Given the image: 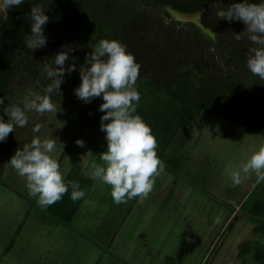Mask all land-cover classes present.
<instances>
[{
    "label": "rangeland",
    "instance_id": "rangeland-1",
    "mask_svg": "<svg viewBox=\"0 0 264 264\" xmlns=\"http://www.w3.org/2000/svg\"><path fill=\"white\" fill-rule=\"evenodd\" d=\"M50 1L42 0L43 9ZM146 8L141 6L139 10ZM153 12L165 22L173 21L160 8ZM2 18L4 14H0V21ZM29 92L40 94L13 78L6 108L20 104ZM52 102L54 112L27 113L28 124L15 128L0 143V264H11L12 260V264H77V257L82 256L70 251L66 231L80 233L88 244L101 221L118 209L111 186L91 179L92 163L103 162L94 156L82 158L88 151L98 156L106 150L105 134L100 131L103 113L98 111L103 100L76 101L88 121ZM3 119L7 121V116ZM194 120L168 146L156 140L165 170L155 177L147 197L128 200L130 221L115 249L133 264H264V229L259 230L255 223L264 222V181L258 183L255 174H242L241 183L233 185L229 175L231 168L264 146V135L205 112H197ZM37 124L41 128L34 133ZM34 136L57 140L52 155L60 164L65 182L78 178L86 193L76 217L68 224L56 221L51 211L41 208L36 198L29 196L25 178L7 164L14 152ZM78 139L85 142L83 148L75 143ZM176 159L178 169L172 166ZM164 208V213L154 214L155 209ZM11 240L12 250L5 256ZM84 242L80 247H85ZM83 256L86 259L82 264L90 263L93 257L92 253Z\"/></svg>",
    "mask_w": 264,
    "mask_h": 264
},
{
    "label": "trees",
    "instance_id": "trees-1",
    "mask_svg": "<svg viewBox=\"0 0 264 264\" xmlns=\"http://www.w3.org/2000/svg\"><path fill=\"white\" fill-rule=\"evenodd\" d=\"M157 2L160 1L51 0L44 9L49 17L44 26L47 43L34 51L25 43L30 34L28 14L34 4L42 6V0H26L9 10L0 21V98L4 101L0 117L7 107L13 78L45 94L51 81L42 74V64L50 63L58 52L70 47L74 51L69 56L75 57L77 71L65 75L61 96L54 93L51 99L88 121L77 108L73 89L80 84L79 67L86 54L99 40L106 39L119 40L140 64L137 88L141 99L137 114L165 146L186 124L195 121L197 112L230 120L264 135V80L247 69L251 43L246 37L236 41L233 35L243 31L245 25L225 21L215 30L214 40H210L191 23L178 26L175 21L165 22L153 12L159 8ZM141 6L147 8L140 11ZM201 7L175 9L192 13ZM69 63L65 62L66 68ZM172 166L178 169L177 159ZM66 194L48 208L65 224L69 219L66 200L71 201ZM255 223L259 230L264 229L263 222Z\"/></svg>",
    "mask_w": 264,
    "mask_h": 264
},
{
    "label": "clouds",
    "instance_id": "clouds-1",
    "mask_svg": "<svg viewBox=\"0 0 264 264\" xmlns=\"http://www.w3.org/2000/svg\"><path fill=\"white\" fill-rule=\"evenodd\" d=\"M25 2L0 0V14L7 15L9 10ZM217 4H223V0H217ZM45 12L38 4L30 9V34L25 41L29 50L46 46L44 26L49 17ZM216 16L229 23L239 21L245 25L239 34L233 33L234 39L240 41L246 37L251 43L246 60L247 69L264 80V0H230L227 7H218ZM91 49L86 54L84 64L79 67L80 84L73 89V94L84 103L102 98L103 103L99 105L98 111L103 113L100 131L105 134L106 150L98 156L88 151L82 158L94 156L103 162L92 163L91 179L111 186L110 194L114 203H125L136 197L143 199L153 190L155 177L164 172L165 166L158 157L157 141L150 126L137 114L141 99L137 80L140 78L141 66L119 40L102 39ZM72 51L74 49L70 47L65 48L50 63L42 64V74L51 81L44 89L45 94L29 92L20 104L4 110L7 121L0 117V143L5 142L15 128H23L28 124L27 113L43 115L56 110L52 95L61 96L60 86L65 82V75L77 71L75 57L69 56ZM66 61H70L67 68ZM3 103V98H0V105ZM40 128L41 125L37 124L33 132L38 133ZM75 143L81 148L85 146L83 140L78 139ZM56 148V139L42 140L34 136L30 143L18 148L7 162L18 176L25 178L29 196L35 197L41 208L61 200L69 187L72 189L70 199L73 202L86 195L78 181L65 182L60 164L52 155ZM242 174H255L258 183L264 181V146L229 170L233 185L241 183Z\"/></svg>",
    "mask_w": 264,
    "mask_h": 264
},
{
    "label": "crops",
    "instance_id": "crops-1",
    "mask_svg": "<svg viewBox=\"0 0 264 264\" xmlns=\"http://www.w3.org/2000/svg\"><path fill=\"white\" fill-rule=\"evenodd\" d=\"M81 173V172H79ZM77 180V179H76ZM71 187H69V194H66V197L68 195L71 194ZM68 198V197H67ZM85 198L81 199V200H77L73 203L72 200L70 201V203L68 202V200H66V215L69 216V219L66 220V224H68L69 222H71L77 215L78 213V208L80 206V204L83 202ZM153 202H157L156 199H153ZM68 202V203H67ZM128 202V201H127ZM126 203H121L116 205L114 203V206L116 208L119 209V213H116L115 210L118 209H113V211L109 214V218L106 220H102V224H99L98 228L94 230L93 233V239L90 238V242L87 244L86 242H84V240L82 239L80 233H71V230L68 229L69 231H66V236L69 235L70 239H72V241L67 240L66 243L69 246L70 251L74 254L77 255V251L81 254V258L78 259L77 257V264H82L80 263L81 261H85L86 257L83 255L88 256L90 253H92L93 257L90 263L88 264H133L132 262H130V260L128 258H123L118 251H116L115 249V245L118 242V238L124 234L126 231L125 228L127 227V223L130 221V210H131V204L127 205ZM159 205L160 202H158ZM165 205V204H164ZM60 206V205H59ZM49 207H47L48 209ZM254 206L252 207V210H249L250 212L253 211ZM165 212V208L164 211L163 209H158V210H154V214L157 216V214L159 213L162 214ZM247 214H249L248 212H246ZM54 215V214H53ZM252 215V214H250ZM55 216V220L58 222H61L60 220L57 219L56 215ZM227 221H229V219H227ZM262 222V221H261ZM264 223V222H263ZM55 224H57L55 222ZM65 224V223H63ZM134 226V225H133ZM133 226H131L133 228ZM128 231V230H127ZM83 241L85 244L84 246L88 249V253L84 254V248L85 247H80V242ZM13 246V240H11L8 244V246H6L5 251L3 253V255H8L9 250L12 248ZM12 250V249H11ZM10 250V251H11ZM21 261V260H20ZM15 263L14 260L10 261V263ZM24 264V263H21Z\"/></svg>",
    "mask_w": 264,
    "mask_h": 264
},
{
    "label": "water",
    "instance_id": "water-1",
    "mask_svg": "<svg viewBox=\"0 0 264 264\" xmlns=\"http://www.w3.org/2000/svg\"><path fill=\"white\" fill-rule=\"evenodd\" d=\"M167 1V0H164ZM227 3L217 4L214 3L211 6L202 8L192 13H181L172 10H167L166 15L171 17V20L177 24L191 23L198 27L210 40H214V32L218 26L225 22V20L219 19L216 16L218 7H227ZM236 23L244 25L242 22L234 21Z\"/></svg>",
    "mask_w": 264,
    "mask_h": 264
},
{
    "label": "flooded vegetation",
    "instance_id": "flooded-vegetation-1",
    "mask_svg": "<svg viewBox=\"0 0 264 264\" xmlns=\"http://www.w3.org/2000/svg\"><path fill=\"white\" fill-rule=\"evenodd\" d=\"M160 2H157L158 7L163 11V14L166 13L167 10H172L178 12L175 7L176 6H202L200 9L211 6L214 3H217V1L214 0H159ZM230 0H223V3L229 4ZM236 2H240V0H236ZM207 3V4H206ZM205 5V6H204ZM200 9L194 10L193 12H196Z\"/></svg>",
    "mask_w": 264,
    "mask_h": 264
},
{
    "label": "bare ground",
    "instance_id": "bare-ground-1",
    "mask_svg": "<svg viewBox=\"0 0 264 264\" xmlns=\"http://www.w3.org/2000/svg\"><path fill=\"white\" fill-rule=\"evenodd\" d=\"M169 17V16H168Z\"/></svg>",
    "mask_w": 264,
    "mask_h": 264
}]
</instances>
